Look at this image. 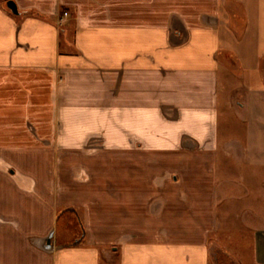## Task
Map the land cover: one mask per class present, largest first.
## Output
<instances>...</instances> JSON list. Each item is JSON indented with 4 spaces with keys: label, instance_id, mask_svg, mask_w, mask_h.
I'll return each instance as SVG.
<instances>
[{
    "label": "crops",
    "instance_id": "obj_1",
    "mask_svg": "<svg viewBox=\"0 0 264 264\" xmlns=\"http://www.w3.org/2000/svg\"><path fill=\"white\" fill-rule=\"evenodd\" d=\"M14 1L0 6V264H212V236L264 264V224H244L246 209L264 220V0ZM106 156L129 160L86 163ZM222 180L238 197L218 201ZM64 207L84 241L33 247Z\"/></svg>",
    "mask_w": 264,
    "mask_h": 264
},
{
    "label": "rangeland",
    "instance_id": "obj_2",
    "mask_svg": "<svg viewBox=\"0 0 264 264\" xmlns=\"http://www.w3.org/2000/svg\"><path fill=\"white\" fill-rule=\"evenodd\" d=\"M7 1L8 0H0V6L5 10L7 11L8 13L10 14H14L8 7H7ZM65 11H63L64 13ZM68 14V17H69V13ZM15 15V14H14ZM64 16H67L64 14ZM60 27H62L60 25ZM95 160V161H94ZM126 160H129V159H126L124 157H116V156H111V157H103V158H100V159H88V162H86L89 166H94V167H97V166H103L107 163H110L111 165H114V166H122L124 164V161ZM146 163H147V167H154L158 164H165V163H168L170 160L169 158L166 156H147L146 157ZM150 176L148 175V178ZM160 176H154L153 178H149V181H157V180H160L159 179ZM172 177V176H171ZM222 182V183H221ZM218 185V191H217V199L218 201H222L224 199H227V198H230V197H238V191H236V195L234 194V191H232L231 189H225L226 187H230V183L228 181H225L223 182V180L221 181ZM148 191H152L153 189L150 188V186H148ZM243 194H246V191L243 192ZM59 210V209H58ZM57 210V211H58ZM57 213V212H56ZM244 214H245V219H246V223H244L245 225H248L249 227H255V225H261V224H264V220L257 217L255 215V213L252 211V210H245L244 211ZM54 229V228H53ZM52 229V230H53ZM55 231V230H54ZM49 234V233H48ZM48 234H46L45 236H37V235H34V236H30L28 237V240L30 242V244L35 247L36 249L40 250V251H44L46 253H49V254H53L54 251H46L44 250L42 247H41V240L44 239ZM55 238V236H54ZM84 241V240H83ZM220 240L217 239V237L215 236H212L208 239V245L210 247V253L212 254V264H214L213 262V259L216 257L215 253L216 252L215 248L216 247H222L223 249H225L223 246H222V242L220 243L219 242ZM110 247V246H109ZM111 248V247H110ZM215 249V250H214ZM225 251L228 253V251L225 249ZM232 256V255H231ZM217 258V257H216ZM247 258V259H246ZM246 258L244 259V264H247V262L249 261V256H246ZM249 264V263H248Z\"/></svg>",
    "mask_w": 264,
    "mask_h": 264
},
{
    "label": "trees",
    "instance_id": "obj_3",
    "mask_svg": "<svg viewBox=\"0 0 264 264\" xmlns=\"http://www.w3.org/2000/svg\"><path fill=\"white\" fill-rule=\"evenodd\" d=\"M54 230L56 244H72L86 234L80 212L76 208L69 209V207L57 211ZM215 249L217 264H239L238 260L222 247H216Z\"/></svg>",
    "mask_w": 264,
    "mask_h": 264
},
{
    "label": "water",
    "instance_id": "obj_4",
    "mask_svg": "<svg viewBox=\"0 0 264 264\" xmlns=\"http://www.w3.org/2000/svg\"><path fill=\"white\" fill-rule=\"evenodd\" d=\"M7 7L14 13V14H18V5L16 3V1L14 0H8L7 1ZM69 209H74V207H69ZM55 236V231L54 229L51 230L49 232V234L41 240V247L46 250V251H55L61 248H65V247H70V246H76L79 245L80 243L83 242V240L85 239V235H83L80 239H78L77 241H75L72 244H56V240L54 238ZM214 264H217V258L215 257L213 259Z\"/></svg>",
    "mask_w": 264,
    "mask_h": 264
},
{
    "label": "built area",
    "instance_id": "obj_5",
    "mask_svg": "<svg viewBox=\"0 0 264 264\" xmlns=\"http://www.w3.org/2000/svg\"><path fill=\"white\" fill-rule=\"evenodd\" d=\"M64 14L67 15V12L65 11Z\"/></svg>",
    "mask_w": 264,
    "mask_h": 264
}]
</instances>
